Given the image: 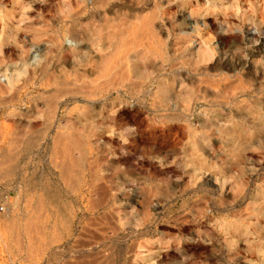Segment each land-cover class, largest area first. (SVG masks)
Segmentation results:
<instances>
[{
  "label": "rangeland",
  "instance_id": "obj_1",
  "mask_svg": "<svg viewBox=\"0 0 264 264\" xmlns=\"http://www.w3.org/2000/svg\"><path fill=\"white\" fill-rule=\"evenodd\" d=\"M0 188V264H264V0H0Z\"/></svg>",
  "mask_w": 264,
  "mask_h": 264
},
{
  "label": "built area",
  "instance_id": "obj_2",
  "mask_svg": "<svg viewBox=\"0 0 264 264\" xmlns=\"http://www.w3.org/2000/svg\"><path fill=\"white\" fill-rule=\"evenodd\" d=\"M9 210H10V208H9L8 197L7 196L3 197L2 193H1V188H0V212L6 213Z\"/></svg>",
  "mask_w": 264,
  "mask_h": 264
},
{
  "label": "bare ground",
  "instance_id": "obj_3",
  "mask_svg": "<svg viewBox=\"0 0 264 264\" xmlns=\"http://www.w3.org/2000/svg\"><path fill=\"white\" fill-rule=\"evenodd\" d=\"M146 18V17H145ZM136 24V23H135ZM152 33V32H151ZM145 39V38H144ZM52 42V41H51ZM159 43V42H158ZM151 44V43H150ZM153 44V43H152Z\"/></svg>",
  "mask_w": 264,
  "mask_h": 264
}]
</instances>
